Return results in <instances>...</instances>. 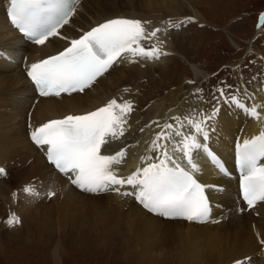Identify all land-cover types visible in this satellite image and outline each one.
I'll list each match as a JSON object with an SVG mask.
<instances>
[{
  "label": "bare ground",
  "instance_id": "obj_1",
  "mask_svg": "<svg viewBox=\"0 0 264 264\" xmlns=\"http://www.w3.org/2000/svg\"><path fill=\"white\" fill-rule=\"evenodd\" d=\"M197 1L80 0L76 5V14L67 25L60 29V32L62 37L78 38L83 31L89 30L92 26L116 17L150 20L153 27H161V21L168 18L182 19L192 16L195 18L194 23L197 20L201 24L206 21V18L200 13ZM9 5L10 0H0V51L6 53L5 56H0V166L8 168L5 166V161H9V158L12 157V153L10 154L8 150L14 151L18 155L22 153L24 164L30 163V160L32 164L30 163L28 169L21 171L23 178L20 180L25 182L24 185L29 184L27 182L33 184L39 195L31 196L25 192L22 194L23 188L12 192L6 181L4 182L6 185L2 183L6 175L0 176V237L8 235L9 230L21 228L22 222L35 220L41 233L48 239L53 237L56 230L59 232L61 229L60 246L61 240L65 236L64 228L75 226L73 222L67 225L69 217L84 215L90 207L95 208L99 206V203H106L109 217L106 221L113 226L122 225L126 220L124 227L130 225L135 228V224L170 219L184 222L189 228L198 227L200 229L206 228L208 224H214L217 229L228 227L230 230V239L227 245L233 252L234 258L225 257L222 252L209 249L206 244V246L203 245L207 249L204 253H200L198 245L188 260L179 261L167 246H162L167 244L166 240H160L162 247H160V256L156 260L157 264H206L212 252L217 256L216 264H236L237 261H241V264H264V202H258L253 208H248L241 199L240 173L235 162L237 140L242 142L244 138L257 135L261 130V123L247 117L242 110L221 102L222 111L215 126L216 130L211 134L209 141L211 149L227 165L229 175L221 174L203 153L197 154V160L202 168V171L196 174L197 180L203 184L220 186L223 189L222 191L207 190L212 212L210 219L205 222L159 216L145 209L134 197L123 196L115 191L85 192L71 184L67 177L59 173L55 166L48 161L45 152L36 146L30 138V125L37 127L52 118L91 111L103 106L114 97L118 101L121 98L131 100L133 111L128 117L126 126L128 130L124 137L109 146V152H115L121 147L128 146L125 161L118 166V174L129 175L137 166H140L141 156H154L153 153L146 151L154 134L160 131L157 124L152 123L153 121H157L160 125L165 122L175 124L173 117L183 118L189 114L208 113L214 106L209 104L205 99L206 96L203 97L200 95L201 93H197L196 90L199 87L197 88L193 82L192 85H189L191 86L190 90L186 93H181L179 90L171 93L170 91L166 92L167 85H161L171 74L172 62L177 60V55H185L176 43L180 31L169 29L167 33L158 34L159 39L165 42L164 49L171 53L159 61L141 60L138 63L122 61L99 77L96 83L83 93L74 92L62 94L59 97H42L37 95L33 89L27 76V66L48 55L62 51L67 46V41L55 37L50 38L45 45L41 46L25 40L7 16ZM184 26L186 25H182L183 28ZM188 27L187 25L183 31ZM262 29L263 27H261ZM186 36L189 39L195 38ZM196 41L194 40V44L191 46L193 51L196 50ZM185 56L189 62L196 59L189 54ZM194 71L197 77L198 68L194 67ZM156 72H159L157 78L160 80L153 79L151 84L150 77ZM142 79L145 81L143 82ZM249 83L250 86L246 88ZM100 84L102 87H99ZM125 88L129 91L125 92ZM238 89L241 96L245 90L252 95V99H248V103L264 104V71L253 75L247 81L242 80ZM195 100H198V104L194 105ZM260 111L264 113V108H261ZM11 119L14 120L15 125L13 130V127L10 126ZM240 119L245 120V125L241 128L239 127ZM219 121L224 122L226 126L220 124ZM145 125L150 126L145 127ZM141 128H144L143 132L140 131ZM13 164L16 163L13 162ZM7 173L9 175L12 171ZM49 190L55 191L56 194L48 197ZM132 190V186L129 185H124L121 188V192ZM27 205L30 206L29 209H25ZM129 207H133L131 216H128L124 211ZM9 213H15L20 217L21 222L15 226H8L5 221ZM60 220L67 222L61 224ZM213 220L215 221L213 222ZM202 234L207 236L208 232ZM119 245L123 247L122 249L125 248L124 243ZM187 245L189 244L187 243ZM146 246L143 244L142 247ZM180 255L182 257V253ZM145 259L148 264H151L147 253Z\"/></svg>",
  "mask_w": 264,
  "mask_h": 264
},
{
  "label": "snow or ice",
  "instance_id": "obj_2",
  "mask_svg": "<svg viewBox=\"0 0 264 264\" xmlns=\"http://www.w3.org/2000/svg\"><path fill=\"white\" fill-rule=\"evenodd\" d=\"M79 2L10 0L7 16L24 38L41 46L55 37L67 41L62 51L27 66V76L42 97L83 93L122 61L155 62L171 55L164 49L165 42L158 34L179 29L195 19L192 16L168 18L161 21V27H153L150 20L116 17L92 26L78 38L62 37L60 29L76 14ZM260 22L264 25V13ZM5 55L0 51V56ZM217 91L219 97H214L217 103L208 113L189 114L183 118L176 116L172 118L175 124L165 122L160 125L153 121L160 131L154 134L146 151L154 156H141L140 166L127 176L118 174V166L125 161L128 146L115 152H109V146L124 137L128 130V117L133 111L131 100L121 98L118 101L114 97L95 110L52 118L37 127L30 125V138L59 173L85 192L115 191L134 197L145 209L159 216L205 222L212 212L207 190L223 189L197 180L196 174L202 171L197 154L203 153L221 174L229 175L222 160L209 146L222 111L221 102L242 110L247 117L261 123L257 135L244 138L242 142L237 140L235 162L240 173V191L248 208L264 202V113L260 111L264 104L248 103L252 95L246 90L243 96L239 89L236 93H226L224 88ZM5 175L6 169L0 166V176ZM124 185L132 186L133 190L121 192ZM22 191L39 195L31 183ZM55 194L52 190L47 192L48 197ZM20 222L15 213H9L5 221L10 227Z\"/></svg>",
  "mask_w": 264,
  "mask_h": 264
},
{
  "label": "rangeland",
  "instance_id": "obj_3",
  "mask_svg": "<svg viewBox=\"0 0 264 264\" xmlns=\"http://www.w3.org/2000/svg\"><path fill=\"white\" fill-rule=\"evenodd\" d=\"M197 3L206 21L200 24L195 20V23L185 24L184 28L181 26L176 42L185 55L196 59L189 62L185 55L178 54L177 60L172 62L171 74L161 85H167L166 92L179 90L186 93L190 90L189 85H192L189 81H192L202 90L197 93L206 96L205 99L212 106L217 103L214 97H219L217 89L224 88L226 93H236L242 80L247 81L264 71V25H260V31H256L264 0H198ZM187 25L189 27L183 31ZM186 35L195 38L189 39ZM194 40L197 41L196 50L193 51L191 46ZM194 67L199 70L197 77ZM158 73L151 75V84L153 79H159ZM229 85L230 88L227 87ZM249 86L250 83L246 88ZM195 104H198V100ZM10 121L13 130L14 120ZM219 123L226 126L222 121ZM244 125L245 120L240 119L239 127ZM8 152L12 153V157L4 161L12 173H7L2 183L6 181L13 192L25 186V182L20 180L23 178L21 171L28 169L31 160L24 164L22 153ZM105 204L90 207L84 215L69 217L67 225L73 222L75 226L64 228L62 246H59L61 229L48 239L41 233L37 221L22 222L21 228L9 230L8 235L0 237V264H148L146 253L151 264H157L162 246H167L179 261H186L198 245L200 253H204L207 249L203 245L206 244L209 249H216L225 257L234 258L227 245L230 239L228 227L217 229L214 224H208L206 228H189L184 222L170 219L135 224V228L130 225L124 227L126 220L122 225L113 226L107 222L108 207ZM29 207L27 205L25 209ZM132 208L124 209L128 216L133 214ZM63 222L67 221L60 220L61 224ZM206 232L207 236L202 234ZM160 240H166L167 244L161 246ZM120 243L125 244L124 249ZM143 244L147 246L143 248ZM216 257L212 252L206 264H216Z\"/></svg>",
  "mask_w": 264,
  "mask_h": 264
}]
</instances>
